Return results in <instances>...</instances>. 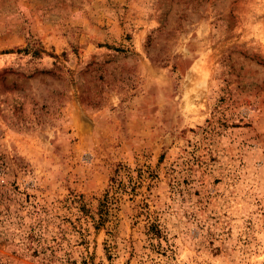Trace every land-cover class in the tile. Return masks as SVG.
I'll use <instances>...</instances> for the list:
<instances>
[{"label":"rangeland","instance_id":"rangeland-1","mask_svg":"<svg viewBox=\"0 0 264 264\" xmlns=\"http://www.w3.org/2000/svg\"><path fill=\"white\" fill-rule=\"evenodd\" d=\"M0 264H264V0H0Z\"/></svg>","mask_w":264,"mask_h":264}]
</instances>
